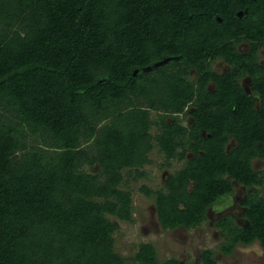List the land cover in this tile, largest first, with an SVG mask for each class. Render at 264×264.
I'll return each instance as SVG.
<instances>
[{
    "label": "trees",
    "instance_id": "trees-1",
    "mask_svg": "<svg viewBox=\"0 0 264 264\" xmlns=\"http://www.w3.org/2000/svg\"><path fill=\"white\" fill-rule=\"evenodd\" d=\"M263 35L264 0H0V264H126L114 247L118 220L132 221L124 171L143 177L152 150L165 166L193 152L161 188L140 187L161 227L200 225L235 180L248 224L218 219L219 249L255 240L264 249V175L250 163L264 157ZM217 57L232 66L226 86L208 70ZM191 68L203 73L197 87ZM236 72L250 73L260 110ZM208 79L223 86L205 91ZM214 255L204 250L202 263ZM130 260L159 264L149 242Z\"/></svg>",
    "mask_w": 264,
    "mask_h": 264
},
{
    "label": "rangeland",
    "instance_id": "rangeland-1",
    "mask_svg": "<svg viewBox=\"0 0 264 264\" xmlns=\"http://www.w3.org/2000/svg\"><path fill=\"white\" fill-rule=\"evenodd\" d=\"M156 114L155 111L150 113L152 120L156 119ZM154 127L152 130L155 129ZM150 159L151 162L142 170L145 175L141 178L136 179L133 174L127 175V170L124 171L122 188L129 191L132 198V221L118 220L119 226L114 233V247L119 254L128 259L126 264H139L133 263L130 258L142 242H149L155 246L159 264L170 258L180 259L185 264H202L199 254L204 248L216 252L217 264H264V251L258 243L237 246L229 254L221 253L219 249L222 239L214 226L215 219L231 214L236 222L245 224L241 216L242 208L239 205L240 194H244L245 190L238 185H235L234 193L229 198L215 203L209 209L207 219L197 230L160 231L154 201L140 191V187L145 185L152 190L161 188L166 175L178 169L183 162L173 158L169 160L170 166H165L164 155L156 150H152ZM253 167L264 170V161H256ZM260 192L264 196V185L261 186Z\"/></svg>",
    "mask_w": 264,
    "mask_h": 264
},
{
    "label": "flooded vegetation",
    "instance_id": "flooded-vegetation-1",
    "mask_svg": "<svg viewBox=\"0 0 264 264\" xmlns=\"http://www.w3.org/2000/svg\"><path fill=\"white\" fill-rule=\"evenodd\" d=\"M238 13H239V16L242 17V15L244 14V11H239ZM250 49H251L250 44H249L248 42H246L245 40H240V41L238 42V44H237V50H238L239 52H241L242 54H247V53L250 51ZM255 56L257 57V62H258L259 64H263V63H264V35H263V38L260 40L257 49L255 50ZM208 64H209V65H208V70L212 71V72L215 73V74L220 75V76L222 77L223 81H222V79H221V80H220V79H219V80H218V79H217V80H215V79H208L207 82H206L205 85H204V89H205V91L211 92V91H214L215 89H217V82H219L222 86H223V83H224V85L226 86V83H225L224 80H227V79H228L227 77H228V76L230 75V73H231V70H232V66H231V64H230L228 61H226L223 57H217V58L211 59V60L209 61ZM217 64H219V66H217ZM205 71H206V70H205ZM201 75H203V73L199 72V68H191V69L189 70V75H188V77H189L190 80H192V81L194 82V85L197 87V85L199 84L198 81L200 80ZM232 80L235 81V83H237V85L243 90L244 94L246 93L249 97L252 98V100L254 101V108L257 109V110H260V106H261V94L259 93V91H255V90H253V89L251 88L252 77H251L250 73H249V72H240V73L236 72V73H235V76H234V78H233ZM221 81H222L223 83H222ZM191 102H192V101H191ZM191 102L188 103V105H186V107H185V109H184L185 111H184V113H183L181 116H184L186 112L190 114V112L192 111V109H194V107L192 106V103H191ZM231 109H232L233 111L236 110L234 107H231ZM185 116H186V119H183V120H182V124H183V125H186V123L189 122L190 119H191V118H189L190 115H185ZM200 132H201L202 135H204V137L210 135V133L206 132L205 130H201ZM235 145H236V140H235V138H234V137H230L229 140L227 141L226 145H225V150L228 151L232 146H235ZM200 153H201V152H200ZM192 157H193V152H191V150H187L184 159H182V160H178V159H177L178 161H182L183 164H182L178 169H176V170H174V171H175V172L178 171L181 167H183V166L185 165V162H186L188 159L192 158ZM175 159H176V158H175ZM256 161H261V162H263V161H264V157H261V156L255 155V156L251 157V160H250L251 167L254 169V171L261 172V174H262V176H263V175H264V170H262L263 168H259V169H257V168H254V167H253V165L255 164ZM226 178H227V179H230L229 176H226ZM194 185H195V183H194L193 181L190 182V183L187 185V190H188V191H191V189H192V187H193ZM235 185H238V186L244 187V186H242L240 183H238L237 181H235V180H231V186H232V190H233V191H232L230 194H228V195H225V196L220 197L219 200L216 201L215 203H218V202H220V201H223V200L226 199V198H229V197L234 193ZM263 185H264V183L261 184V185H259V186H257V188H259V190H260L261 186H263ZM244 190H245V191H244V194H243V193L240 194L239 205H240V201H241L242 198L245 196V192H246L245 187H244ZM260 194H261V192H260ZM261 195H262V194H261ZM262 196H263V195H262ZM215 203H212V204L206 209L205 219H207L209 209H210ZM240 207L242 208L241 216H242V218L244 219L245 224H241V223L236 222V221L234 220L233 215H231V214H225V215H222V216L218 217L217 219H215V220L213 221L214 226H215V222H216L218 219L223 218V217H227V216L231 217L232 220L234 221V223H236L237 225H239V226H246V225L248 224V220H247L246 217L244 216L245 208H244L243 206H241V205H240ZM156 219H157V218H156ZM205 219H204V220H205ZM204 220H203V221H204ZM203 221H202V222H203ZM157 222H158V221H157ZM202 222H201V223H202ZM201 223H200V225H201ZM158 224H159V223H158ZM200 225H197V226H194V227H190V228H184V227H182V226H179V227H176V228H166V229H164V228L161 227V225L159 224V226H160L159 228H160V231H165V232L174 231V230H176V229H184V230H188V229H196V230H197V228H198ZM215 228L218 230L219 235H220V230H219V228H217L216 226H215ZM220 238L223 240V237H222L221 235H220ZM253 243H258L259 246L262 248L261 244H260L257 240H255L254 242H252V243H250V244H247V245H244V244H238V245H236L230 253H232V252L235 250V248H236L237 246H249V245H251V244H253ZM206 249H207V248H204V249H202V250L200 251V254H199V256H200V260H201V258H202V252H203L204 250H206ZM262 250L264 251L263 248H262ZM220 252H221V251H220ZM215 253H216V252H215ZM214 258H215V255H214ZM177 261H178L180 264H185L184 262L180 261V259H177ZM201 263H202V262H201ZM202 264H203V263H202ZM216 264H217V260H216Z\"/></svg>",
    "mask_w": 264,
    "mask_h": 264
},
{
    "label": "water",
    "instance_id": "water-1",
    "mask_svg": "<svg viewBox=\"0 0 264 264\" xmlns=\"http://www.w3.org/2000/svg\"><path fill=\"white\" fill-rule=\"evenodd\" d=\"M238 15H239V13H238ZM171 59H172L171 57H164L162 60L153 62V63L149 64L148 66L142 68V71H144V72L151 71L152 69L156 68L158 65L164 64L165 62H168ZM138 72H139V69L136 68L134 70L133 74L136 75ZM99 82H102V80H99Z\"/></svg>",
    "mask_w": 264,
    "mask_h": 264
}]
</instances>
